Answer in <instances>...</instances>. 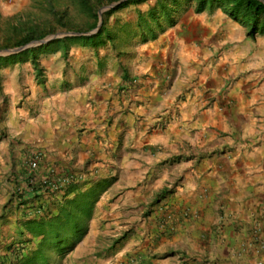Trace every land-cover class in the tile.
I'll use <instances>...</instances> for the list:
<instances>
[{
    "label": "crops",
    "instance_id": "obj_1",
    "mask_svg": "<svg viewBox=\"0 0 264 264\" xmlns=\"http://www.w3.org/2000/svg\"><path fill=\"white\" fill-rule=\"evenodd\" d=\"M185 10H179L176 23L167 25L159 39L149 42L141 41L136 22H129L133 35L119 25H124L122 21L117 22L115 31L125 35L135 50L131 61L126 60L131 51L111 50L113 54L107 55L102 50L95 54L91 48L75 47L68 56L59 52L52 58L50 63L55 64L61 57L56 71L43 62V83L32 65H16L18 71L11 73L0 89V229L6 223V231L14 234L20 225L56 215L50 212L51 207L54 202L61 203L68 187L56 192L33 191L29 181L38 186L49 175L78 173L86 162L94 163L86 160L90 156L96 159L93 154L100 150L103 162L89 168L99 165L105 174H123L129 169L127 174L134 182L158 161H169L181 148L196 149L198 132L205 124L225 125L234 118V128L242 127L234 140L215 137L207 144L231 143L233 151L226 148L220 156L199 164L189 160L173 164L175 170L184 172L181 170L183 181L167 197L169 230L158 231L151 224H158L154 213L148 223L145 218L137 221V216H127L143 208L156 186L144 189L134 184L121 191L124 186L117 184L111 190L115 196L119 193L117 199L109 202V197H103L99 203L106 208L102 219L110 234L131 233L111 257L83 262H264V252L259 250L264 236V37H249V29L221 8L209 7L200 14L195 10L184 14ZM212 43L220 48L229 46L227 56L215 66L204 60ZM208 79L228 84L229 99L239 101L237 106L223 108L215 99L210 109L202 112L211 96ZM242 113L245 122L236 123ZM163 120L165 129L161 130ZM129 141L130 153L116 164L114 152L121 145L126 150ZM36 159L39 168L32 170L30 162ZM88 185L80 187L86 191ZM72 195L75 193L68 197ZM97 234L91 231L86 236L74 258L95 251ZM88 243L93 247L88 248Z\"/></svg>",
    "mask_w": 264,
    "mask_h": 264
},
{
    "label": "rangeland",
    "instance_id": "obj_2",
    "mask_svg": "<svg viewBox=\"0 0 264 264\" xmlns=\"http://www.w3.org/2000/svg\"><path fill=\"white\" fill-rule=\"evenodd\" d=\"M156 3L157 0H148L143 3L133 4L128 7L118 9L116 12H114L109 17H106L105 19L107 21L108 28L111 30L114 36V39L108 41L105 46L99 47L97 50L91 48L90 46H86V48L95 50L93 51L94 53L98 50H102L103 52H106L107 55L111 53L113 54V52L124 50L126 52L131 51L132 54L126 59L127 61H131L133 59L131 56L133 54L135 55V50L134 48L132 50V44L129 39L125 37V35L120 36L119 34H117V29L115 31V26L117 22L122 21L124 25H121L119 23L118 24L122 28L126 29L128 35H133V31H130L131 25H129V22L137 23L139 12H147L145 10L152 5H155ZM67 10L69 17H72L74 23L78 24L79 27L85 26V17L79 13L80 10L75 5L73 0H0V25L4 28V23L5 25L9 26L11 23L16 24L21 22V24L37 26L41 30L45 31H48L51 28H55L56 32L51 34L49 33L47 37L58 33H70L66 30V28H61L57 23L58 19L61 18L64 12H66ZM189 10L196 11V4H187L184 14ZM72 32H76V30ZM160 35L157 39L160 38ZM75 47L78 48L83 46L73 45L69 50L67 56ZM59 52L64 57L63 52ZM59 52L52 53L47 56H42L40 58L41 66L44 65L43 62L46 63V65L49 64L51 60H53L52 58L56 57L57 53ZM228 52L229 46L220 48L218 44L213 45L212 43L209 52L210 55L204 60L207 65L212 62L211 65L215 66L221 62V58H225V56H227ZM48 56L50 57L48 58ZM60 62L61 57L54 60L53 63L55 64L50 63V66L53 67V71H56V67ZM17 64L5 67L1 70L2 88L3 84L8 81L7 77L10 76L11 73L18 71V67H16ZM19 64L20 66L23 64H30L33 66L31 61ZM162 69L163 67L160 68V71ZM161 74L164 73L162 72ZM206 83L208 84L207 92L211 93V96H209V98L206 100V104L202 109V112L209 110L211 105L215 102V99H219V102L221 103L219 105H221L223 108L226 107L231 109L232 107L237 106L239 101L237 102L236 100L229 99V91L227 90L228 84L225 85V82L222 83L220 81H218L217 83H213L212 80L210 82V79H208ZM211 83H213V85ZM224 90H226V92H224ZM220 94L223 95V98H220ZM244 117L245 114L242 113L241 116L237 118L236 123L241 124L242 122H245L246 119ZM232 121H236V119L234 120V118H231L230 120H227L225 125L218 124V126H212L205 124L202 130L198 132L200 139L198 146H195L196 149L193 150V147L187 148V146L185 147V150L181 148L180 153L174 154L171 158H169V161H158V163H156L155 166L152 167V169L143 172L134 182L129 179L130 177L127 174V172H129V169H126L125 173L123 174H121V172L115 173L114 171H112L111 174H105L99 171L101 168L99 165L94 169L91 167L89 168L90 165L103 162L102 156L99 155L100 153L102 154L100 150H97L93 154L94 156H97L96 159L90 156V158L86 160L89 161L90 159H92L94 160V163L92 162L88 164L86 162V167L78 173L73 172V174H67L65 176L55 173L54 176L49 175L48 178H45L42 181L51 179L53 181H57L61 178L63 179L64 177H67L70 180V183L68 185L78 184L80 186H85L90 184L88 185L90 189L87 188V190L83 192H87L92 188L94 189L93 193L89 197H81L71 205V210L75 214V218H77V225L78 227H80V231H77L75 229V226L65 219L56 221L60 225L58 234L51 233L49 225H42L39 228L42 230V232L39 233L38 227L32 225V227L29 228L27 224L20 225L14 232V234H11L6 231L5 227H7V224L2 223L3 228L0 229V231H2L0 233V264H84L83 261H87L89 259L91 260V262H93L95 260L94 258L100 259L111 257L114 253L115 248H117L118 246H122L123 241H125L128 235L131 233L125 232L120 235H115V232L111 230L113 233L110 234L108 233L107 223L104 221V218L102 219L106 212V208L101 207L99 203L103 201V197L106 199L109 197V202L117 199L119 193L116 196V192L114 193V195L111 194V190H113L115 188L114 186H116L117 184L124 186L120 189L121 191L123 189L131 187L132 185V187H134V184L141 185L144 189L147 186H156L157 189L149 194L147 203H144L143 208H141L142 206L139 209L136 208L135 210H133L135 211L134 213H129L127 216L135 215L139 218L137 219V221L145 218L146 223H148V218H152V215L154 213L158 224H156L155 222H151V224L155 225L158 231L169 230L167 229L166 222L169 223L171 213L169 211L167 197L171 195L174 192L175 188L183 181L181 179V170L183 169L175 170L173 164L181 165L182 163H191V161H195L199 164L203 159H211L215 157V155H217V157L220 156L221 150H225L226 148H229L230 151H233L234 148L233 144L231 143L222 142L221 144H216L215 146L207 145L211 140H215V137L220 138L221 140H234V137L238 135V131L239 129L241 130L242 127L236 125L234 128V125L231 124ZM164 125L165 124L163 120V122L159 126V129L164 130ZM136 126L137 125L135 124V128ZM151 129H153L152 126ZM154 129H157V126H155ZM197 131H199V129L194 130L193 134L196 135L195 133H197ZM242 133L243 132L240 131V134ZM238 143L244 144V142ZM130 146L131 141L128 142L126 150H124V147L122 148L121 145V147L114 152L113 160L116 162V164L121 161L122 156L130 153ZM108 152L109 151L106 150V153ZM110 152H112V150H110ZM116 157H119L120 159L116 160ZM38 159L40 160V158ZM187 160H189V162H187ZM182 172H184V170ZM68 185L66 184V186H63L61 189H64V187H68ZM75 195H72V198H74ZM87 203H89V205H92L91 212L89 215H84L82 214V210L84 208L83 205ZM60 204L61 203L55 205L54 202L51 210L49 209L50 212L52 213L54 211L57 215L61 208L59 207ZM94 220H96V222H94ZM91 231L92 233L94 231L98 232L97 240L93 241V243H97V246H95V251L90 252V254H83L78 259L74 258L73 254L76 251L77 247L81 243L85 242L86 236ZM84 247H86V245H84ZM87 247L90 248L93 246H90L88 243ZM73 260L77 262H73Z\"/></svg>",
    "mask_w": 264,
    "mask_h": 264
},
{
    "label": "trees",
    "instance_id": "obj_3",
    "mask_svg": "<svg viewBox=\"0 0 264 264\" xmlns=\"http://www.w3.org/2000/svg\"><path fill=\"white\" fill-rule=\"evenodd\" d=\"M118 1L120 0H73L80 10L79 13L85 17V26L79 27L78 24L74 23L72 17H69L68 10L58 19L57 23L61 28H66L69 32L74 30L79 34L92 32L98 27L100 10ZM146 1L148 0H127L118 7L104 12L102 26L96 34L56 39L47 44L28 48L16 54L0 56V89L2 87L1 70L5 67L31 61L37 79L40 83H43L45 79V69L40 64V58L42 56H47L59 51H62L64 56H67L73 45H81L83 47L90 46L96 50L99 47L105 46L108 41L114 39L111 30L108 28L107 21L105 20L106 17H109L118 9ZM187 4H196V13L198 14L203 13L209 7L221 8L232 20L249 29V37L255 38L257 35L264 36V0H157V3L150 6L147 12H139L138 14L137 28L141 33V41L148 42L157 39L159 35L164 32L167 25L173 26L176 23L179 10H181L182 7L186 9ZM55 32V28L45 31L37 26L21 24V22L16 24L11 23L9 26L4 23V28L0 25V49L30 46L45 39L49 33ZM28 185L32 187L33 191H41L43 189L49 191L45 188L46 185L43 181H41L38 186H34L29 181ZM93 190L92 188L87 192H83L78 184L68 185V191L66 195L63 196L58 214L47 220L30 221L27 226L31 228L32 225H35V227H38V232L41 233L42 230L39 228L42 225H49L50 232L58 234L60 225L56 221L65 219L71 222L77 231H80V227L77 225V218H75V214L71 210V205L81 197H89L93 193ZM72 193L76 195L74 198L70 199L68 196ZM91 206L92 205H89V203L83 205L82 214L89 215Z\"/></svg>",
    "mask_w": 264,
    "mask_h": 264
},
{
    "label": "water",
    "instance_id": "obj_4",
    "mask_svg": "<svg viewBox=\"0 0 264 264\" xmlns=\"http://www.w3.org/2000/svg\"><path fill=\"white\" fill-rule=\"evenodd\" d=\"M126 1L127 0H120L118 2H115V3L111 4V5L103 7L100 10V12H99L100 21H99L98 27L94 31H92L90 33L79 34V33H75V32H70V33H58V34L50 35V36L46 37L45 39L40 40V41L36 42L35 44L30 45V46H25V47H21V48H14V49L0 50V56H9V55H12V54H16V53L22 52V51H24V50H26L28 48L37 47V46H40V45H43V44H47L50 41H53V40H56V39H62V38L73 37V36H90V35L96 34L100 30V28L102 26L103 13L106 12V11H109V10H111L113 8L118 7L119 5H121L122 3L126 2Z\"/></svg>",
    "mask_w": 264,
    "mask_h": 264
},
{
    "label": "built area",
    "instance_id": "obj_5",
    "mask_svg": "<svg viewBox=\"0 0 264 264\" xmlns=\"http://www.w3.org/2000/svg\"><path fill=\"white\" fill-rule=\"evenodd\" d=\"M30 167L32 170H37L39 168V162L38 160H33L32 162H30ZM43 183L46 185L45 188L48 189L49 191H58L60 190L63 186H66V184L68 185L70 183L69 178L64 177L63 179H59L57 181H53L51 180H44ZM259 250L264 252V236L261 238L260 242H259ZM260 264H264V262L260 263Z\"/></svg>",
    "mask_w": 264,
    "mask_h": 264
}]
</instances>
